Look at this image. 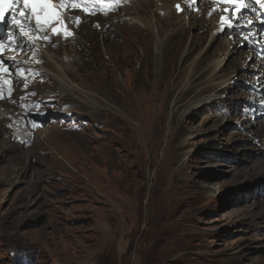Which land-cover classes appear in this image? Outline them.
<instances>
[{
    "label": "rangeland",
    "instance_id": "rangeland-1",
    "mask_svg": "<svg viewBox=\"0 0 264 264\" xmlns=\"http://www.w3.org/2000/svg\"><path fill=\"white\" fill-rule=\"evenodd\" d=\"M168 20L156 25L158 37L126 25L109 27L112 35L81 29V63L68 74L82 89L61 94L47 73L41 90L84 114V131L50 125L23 147L0 124L9 144L0 149V264H24L23 255L29 264H264V121L242 115L245 132L227 108L237 101L211 103L200 89L210 73L240 82L248 53L218 40L224 33L212 37L217 17L209 19L214 30L202 33L193 20L172 35L180 26ZM157 38L163 56L182 64L175 88L153 55ZM254 69L252 81L262 67ZM189 74L194 91L182 90ZM235 88H219V97L235 98Z\"/></svg>",
    "mask_w": 264,
    "mask_h": 264
},
{
    "label": "bare ground",
    "instance_id": "bare-ground-1",
    "mask_svg": "<svg viewBox=\"0 0 264 264\" xmlns=\"http://www.w3.org/2000/svg\"><path fill=\"white\" fill-rule=\"evenodd\" d=\"M159 1H163V0H154L155 3H153L152 0H144L143 2H140V1L137 0L136 2L133 3L134 4V7L133 8H130L129 9V12L126 13L127 16H130L129 17V22L123 23V24L113 22V24H111L110 27H114L115 26L116 31L119 32V31H121V27L124 24H126L127 25V28H129L131 30H144V31L150 32L152 34V36H153V34H155L157 36V35H159V31H158L156 25L158 24L159 21H163L164 19H165V21H163V22H168L169 21L168 20V16H170V15L172 16V18H174L176 21H178V23H179L178 26H180V28H178V29L177 28H174L173 31H172V33H171V35L173 33H175L176 30L182 29V23L187 25V21H183V19L181 18L180 15L179 16H176L174 14H171L172 9L175 12V9L173 8V3L169 2V0H164L163 1V4L161 6H159L158 5V2ZM144 9H147V12H143ZM161 13H164V18H162ZM186 16L187 15H185V17ZM118 17L121 20H123V18H125L126 16L125 17L124 16H118ZM179 20H181V22H179ZM163 30H164V28H163ZM218 32H219V30H216L212 34V37H215V36L221 34V32H219V33ZM179 34H181V30H180V33ZM81 40H78V38H77L76 39V42L77 43H80ZM154 43H155V39H154ZM65 45L66 44H61V47H62L61 53H62V55H58V53L50 52L49 49H48V47L47 48H44L43 49V52H42L43 53V56H45L44 58L46 60L45 61L46 62L45 65L46 66H43V67L45 68L46 72L49 74V77L51 79H55L58 82L57 83L58 84V88L57 89H58V91L60 93H65L66 91H72L73 92L75 89H82V87L78 83H76V82H74L73 80L70 79L69 74H68V72H71V73L72 72H74V73L77 72V70L79 68V64L81 63V60L78 59L79 58L78 57V54H77V52L75 51L74 47L71 44L67 48H65ZM155 46L156 47H155V51L153 52V55L156 56L155 57L156 59L158 58V56H160L158 58V65L161 66V70H162L161 71V74H164V77L167 80L173 79V88H175L176 85L180 82V79L182 78V70H181L182 64L179 66V69H178L177 56L174 57V58H170V60H169V58H166L165 56H163V48L166 47V44L164 43L163 40H159V38H157ZM142 50L144 51V54L146 53L147 50L150 52L149 45L146 47V49L143 47ZM187 52L188 51H186L185 54H184V57L185 58L184 59H181V60H183V64L185 63V60L189 57V55L192 54V51H189V53H187ZM68 57H74L73 61H74L75 64H70V62H67V65H62L63 63H65V58H68ZM129 57H131V54H123V59L122 60L124 62L129 63L130 62ZM112 60L113 61H115V60L121 61V58H120V56H118V57L116 56V57H114V59L112 58ZM221 62H218V63H221ZM215 65L216 64L214 63L213 66L218 69L219 66H217V65L215 66ZM213 66H212V68H213ZM215 68H214V70H215ZM100 69L101 70H99V74L106 72L104 69H102V67ZM263 74H264V71L263 72L261 71V73L258 76L259 80H263L264 79V75ZM81 77H82V75H81ZM102 79L103 80H105V79L109 80V77L107 75V72L102 77ZM174 79H175V83H174ZM230 80H231L230 77L229 78L227 77L225 79H222L220 76L214 75V74L210 73V74H208L205 77V80L200 85L201 86L200 89L203 90V91L210 90L209 91L211 93L209 95L210 96V100H212V101L215 102L217 100V98L219 97L218 96L219 93L215 92V90L216 89L218 90L219 88L224 87L225 85L227 86L229 84ZM196 82H197L196 81V77H194L193 74H189L187 80L185 81V84H184V87L182 88V90H186V91L193 90L195 88L194 83H196ZM92 99H94V98H92ZM204 99H206V98H204ZM6 106H7V108H10V106H8V105H6ZM99 108L102 109L101 107H99ZM46 130L47 129L38 130V131L43 132V131H46ZM2 134H3V132L0 130V149L6 148L9 145L6 140L5 141L4 140H1L2 139L1 138V135ZM36 142L37 141L35 139V144H36ZM263 145H264V142H263ZM107 155H108L107 157L110 158V157H112L113 152L111 151ZM109 162H111V161H109ZM260 171L261 172H264V162L261 164Z\"/></svg>",
    "mask_w": 264,
    "mask_h": 264
},
{
    "label": "snow or ice",
    "instance_id": "snow-or-ice-1",
    "mask_svg": "<svg viewBox=\"0 0 264 264\" xmlns=\"http://www.w3.org/2000/svg\"><path fill=\"white\" fill-rule=\"evenodd\" d=\"M230 2H239L241 6H244L243 0H230ZM259 2L260 0H253V3ZM61 3H63V0H61ZM17 4H23L30 11L31 16L35 19L38 29H42V27L52 23L53 20L58 19V12L53 6V0H0V23L7 22L11 23L12 25L19 23V21L16 20L15 16L12 17L11 21L8 20V15H11V10ZM176 7L179 8L180 6L177 5ZM6 9L9 10L8 15H6ZM19 15L23 20L28 19V17L24 16L23 12L19 13ZM60 23L63 24V21L61 20ZM62 30L64 29L53 28L52 31L56 33ZM22 34L26 35V33ZM66 34L71 35V32H66ZM9 37L11 38V32L9 33ZM0 47H2V45H0Z\"/></svg>",
    "mask_w": 264,
    "mask_h": 264
},
{
    "label": "flooded vegetation",
    "instance_id": "flooded-vegetation-1",
    "mask_svg": "<svg viewBox=\"0 0 264 264\" xmlns=\"http://www.w3.org/2000/svg\"><path fill=\"white\" fill-rule=\"evenodd\" d=\"M68 190H69L70 192L72 191V189H71V188H68ZM57 205L59 206V204H57ZM71 205H73V204H71ZM69 206H70V205H69ZM84 219H85V218H84V217H82V216H81V217H79V218H74V220H75V221H77V222H78V221H80V223H82Z\"/></svg>",
    "mask_w": 264,
    "mask_h": 264
}]
</instances>
